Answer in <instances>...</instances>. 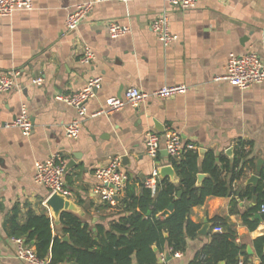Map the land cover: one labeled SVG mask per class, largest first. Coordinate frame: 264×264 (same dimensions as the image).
Masks as SVG:
<instances>
[{
	"label": "crops",
	"instance_id": "obj_1",
	"mask_svg": "<svg viewBox=\"0 0 264 264\" xmlns=\"http://www.w3.org/2000/svg\"><path fill=\"white\" fill-rule=\"evenodd\" d=\"M79 2L34 0L31 11L0 15V76L20 72L17 86L0 96V264H30L17 257L18 244L9 223L14 209L20 223L25 222L30 209L47 213L54 231L61 232V223L56 224L46 205L49 190L34 179L37 161L56 152L63 155L69 199L79 207L76 214L90 225L98 240L99 226L110 229L122 210L108 206L95 192L97 167L121 158L122 169L129 174L127 185H135L139 192L158 164L172 165V156L165 149L164 135L169 129L195 146L200 161L209 151L233 158L240 139L252 142L247 147L252 161L243 177L233 182L234 194L210 196L192 209V221L199 230L207 221L208 232L198 231L196 238L188 240L186 251L171 255L168 264L193 261L217 233L216 219L224 230L229 227L236 233L237 243L247 251L242 257L245 264H260L256 240L264 236V219L256 214H262L264 204L259 203L257 191L254 193L247 180L260 165L257 189L264 183V83L242 90L217 77L225 73L231 52L255 51L264 61V0H198L185 10L164 0L103 1L77 31H69L67 16ZM166 10L171 31L177 36L168 46L152 30V21ZM111 21L129 26L130 32L112 37L108 29ZM85 45L97 56L91 64L81 62ZM38 76L45 79L42 85L33 83ZM93 76L102 77L103 87L88 102L89 115L80 136L69 138L65 129L77 111L56 96L83 89ZM174 84H186L189 91L93 116L106 107L108 98L121 96L130 87L151 91ZM23 102L28 104L34 123L29 136L12 125ZM149 131L162 135L158 163L147 153ZM247 189L252 195L240 197ZM251 223L257 226L252 228ZM134 264H138L135 258Z\"/></svg>",
	"mask_w": 264,
	"mask_h": 264
},
{
	"label": "trees",
	"instance_id": "obj_2",
	"mask_svg": "<svg viewBox=\"0 0 264 264\" xmlns=\"http://www.w3.org/2000/svg\"><path fill=\"white\" fill-rule=\"evenodd\" d=\"M251 145L252 142L240 139L233 158L218 157L214 151H209L200 161L199 152L194 149L185 151L180 158L171 157L179 183L164 179L158 193L146 187L144 182L139 192L135 185H127L116 205L121 208L122 215L110 229L99 226L98 240L90 225L72 211L62 213L61 232H55L52 218L47 213L30 209L25 222L20 223L18 210L14 209L9 219L11 234L23 237L46 264H134V258L138 264H158L159 253L184 252L188 240L198 236L199 225L190 218L195 206L204 204L210 196L234 194L233 182L243 177L251 164L247 150ZM199 173L208 174L200 186L197 185ZM257 193L259 203L264 204V183H260ZM251 195V190L247 189L240 197ZM171 204L173 210L169 209ZM219 225L221 222L216 219L214 227ZM250 226L255 228L257 223ZM66 235L70 240H64ZM236 237L229 227L214 233L212 241L189 264H236L247 255ZM256 246L260 264H264V236L256 240Z\"/></svg>",
	"mask_w": 264,
	"mask_h": 264
},
{
	"label": "built area",
	"instance_id": "obj_3",
	"mask_svg": "<svg viewBox=\"0 0 264 264\" xmlns=\"http://www.w3.org/2000/svg\"><path fill=\"white\" fill-rule=\"evenodd\" d=\"M113 0H81L74 9L70 11L66 19V27L69 31H77L82 22L92 13L97 3ZM127 2L128 0H118ZM169 6L179 9H189L196 5L198 0H164ZM35 9L34 0H0V15H13L16 11H31ZM109 33L112 37H120L130 32V27L122 23L111 21L108 23ZM152 30L159 40L165 45H170L177 36L171 31V21L169 14L163 11L158 17L152 21ZM96 53L89 46L85 45L82 49L81 62L91 64L96 59ZM20 75L19 71H12L0 76V96L17 86V79ZM218 80L228 81L231 85L242 90L248 89L253 85L264 83V61L255 51L245 53L231 52L226 64V71L223 75L217 77ZM45 79L38 76L33 79L36 85H42ZM103 87V79L101 76H93L89 78L83 89L59 94L56 100L72 106L76 109V117L66 126L65 132L67 137L77 139L82 130L83 121L89 115L88 102L97 97L99 91ZM189 86L186 84L164 85L151 91L140 89L137 87L128 88L121 96H112L106 100V107L97 111L93 116L102 113H110L112 111L122 110L125 106L131 105L139 107L147 103L151 98H171L180 94H186ZM22 130L25 136H29L34 128V123L30 115L29 106L23 102L20 106V112L12 123ZM157 131H149L147 133L146 145L147 153L151 159L158 163L159 154L162 150L161 137ZM165 149L175 158L182 157L183 153L195 146L185 143L179 132L167 130L165 132ZM67 162L60 152L53 153L44 161L35 163L34 179L36 183L45 186L50 195L60 193L66 197H70L71 192L66 185ZM97 184L95 192L101 199L111 206L118 203L117 197H120L129 181V174L122 169L121 158L117 157L105 166L97 167L95 171ZM159 180V164L154 169L152 175L146 179L145 185L155 192V188ZM261 213L264 214V205ZM216 232H223L222 226L215 228ZM18 244L17 257L28 261L30 264H46L40 259L36 251L32 247H28L23 237H13ZM177 252L174 256H180ZM167 254L162 253L159 264H168ZM236 264H245L241 258Z\"/></svg>",
	"mask_w": 264,
	"mask_h": 264
},
{
	"label": "water",
	"instance_id": "obj_4",
	"mask_svg": "<svg viewBox=\"0 0 264 264\" xmlns=\"http://www.w3.org/2000/svg\"><path fill=\"white\" fill-rule=\"evenodd\" d=\"M201 151H202L201 153L203 154L205 152V149H202ZM232 153H233V149H231L229 151L230 155ZM260 173H261V167L259 165L257 172L252 174L247 180L248 184L253 185L254 193H256L258 182L261 179ZM207 177H208V174L199 173L198 179H197V185L200 186L202 184L203 180ZM164 179H169L171 182L176 183V184L179 183V181H180V179H179V177H178V175H177V173H176V171L172 165L160 166L159 167V180H158V184L155 188V193L159 192L160 184ZM179 194H181V192H179ZM117 200L119 201L120 197H117ZM46 205L48 207H50L51 212L53 214V217L56 221V224L61 223L60 219H61V215L64 211H72L74 213H78L80 211L79 207L71 199H69L68 197H66L60 193H54V194L50 195L46 201ZM169 208H170V210H173L174 205L171 204ZM256 217L259 219H264V214H256ZM208 228H209V224L206 221L204 226L199 230V232L201 234H206L208 232ZM64 239L69 240V237L66 236ZM249 253H252L250 248H249ZM170 258H171L170 253H167V259L169 260Z\"/></svg>",
	"mask_w": 264,
	"mask_h": 264
}]
</instances>
